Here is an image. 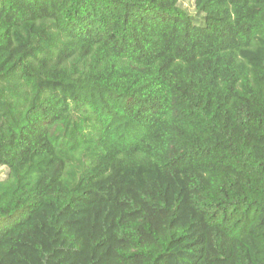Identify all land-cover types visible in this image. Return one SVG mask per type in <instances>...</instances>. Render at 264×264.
<instances>
[{"label": "trees", "instance_id": "16d2710c", "mask_svg": "<svg viewBox=\"0 0 264 264\" xmlns=\"http://www.w3.org/2000/svg\"><path fill=\"white\" fill-rule=\"evenodd\" d=\"M0 0V264H264V0Z\"/></svg>", "mask_w": 264, "mask_h": 264}, {"label": "rangeland", "instance_id": "374dc122", "mask_svg": "<svg viewBox=\"0 0 264 264\" xmlns=\"http://www.w3.org/2000/svg\"><path fill=\"white\" fill-rule=\"evenodd\" d=\"M182 6L186 8L190 13L194 12V0H188L182 3ZM7 174V169L5 167H0V180L5 178Z\"/></svg>", "mask_w": 264, "mask_h": 264}]
</instances>
